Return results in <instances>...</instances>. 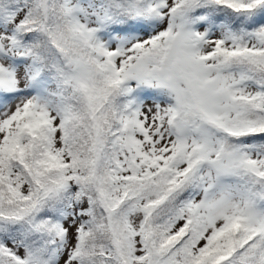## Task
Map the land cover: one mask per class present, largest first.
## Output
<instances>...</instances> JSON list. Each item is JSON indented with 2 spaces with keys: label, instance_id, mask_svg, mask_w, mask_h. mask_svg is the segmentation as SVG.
I'll list each match as a JSON object with an SVG mask.
<instances>
[{
  "label": "snow or ice",
  "instance_id": "snow-or-ice-1",
  "mask_svg": "<svg viewBox=\"0 0 264 264\" xmlns=\"http://www.w3.org/2000/svg\"><path fill=\"white\" fill-rule=\"evenodd\" d=\"M0 264H264V0H0Z\"/></svg>",
  "mask_w": 264,
  "mask_h": 264
}]
</instances>
